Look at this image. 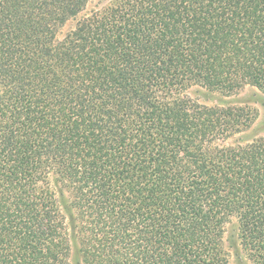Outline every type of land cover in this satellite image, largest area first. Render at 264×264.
Returning a JSON list of instances; mask_svg holds the SVG:
<instances>
[{
  "label": "trees",
  "instance_id": "obj_1",
  "mask_svg": "<svg viewBox=\"0 0 264 264\" xmlns=\"http://www.w3.org/2000/svg\"><path fill=\"white\" fill-rule=\"evenodd\" d=\"M89 2L0 0V264H264V140L190 96L264 97V0Z\"/></svg>",
  "mask_w": 264,
  "mask_h": 264
},
{
  "label": "rangeland",
  "instance_id": "obj_2",
  "mask_svg": "<svg viewBox=\"0 0 264 264\" xmlns=\"http://www.w3.org/2000/svg\"><path fill=\"white\" fill-rule=\"evenodd\" d=\"M112 0H90L83 14H90L93 10H100L102 7H106L109 2ZM81 16L68 21L64 27H62L58 33V40H61L69 31L73 30L77 21ZM192 99L197 102L207 105H222V106H231L243 108L246 112L251 116V123L248 129L240 135V138L237 137L233 141H229L228 143L234 141H248L251 142L256 139L264 140V97L254 88L245 87L239 93L232 95L230 97H223L214 93H208L204 91L202 88H193L190 93ZM235 231L234 227L229 225L227 227V231L225 233V244L227 250L229 251V264H240V260H238L231 248L235 240ZM80 257L77 254V249H74L71 253V261L72 264H81ZM242 263V262H241Z\"/></svg>",
  "mask_w": 264,
  "mask_h": 264
}]
</instances>
